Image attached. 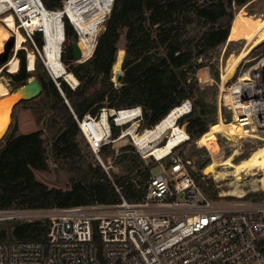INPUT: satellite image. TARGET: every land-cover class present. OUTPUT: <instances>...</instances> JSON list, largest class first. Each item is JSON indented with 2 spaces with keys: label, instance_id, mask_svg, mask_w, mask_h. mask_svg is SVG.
Listing matches in <instances>:
<instances>
[{
  "label": "trees",
  "instance_id": "obj_1",
  "mask_svg": "<svg viewBox=\"0 0 264 264\" xmlns=\"http://www.w3.org/2000/svg\"><path fill=\"white\" fill-rule=\"evenodd\" d=\"M64 1L43 0L52 10L61 9ZM252 1L114 0L105 26L98 35L93 57L72 67L80 80V86L72 89L62 80V89L73 111L83 117L88 112L96 114L105 106L124 108L142 105L144 108L147 104L143 101L144 94L182 82L184 87L175 94L163 93L164 103L157 110L145 112V121L147 118L148 125L155 127L171 109L182 105L184 100L178 103L176 98L187 97L193 101L192 111L179 117L177 125L187 122L190 138L198 140L217 119L212 117L214 103L212 109L205 108L204 89H201L194 74L201 59H206L212 51L227 42L236 13ZM64 21L67 41L77 40L72 23L68 18ZM123 32L126 35L125 50L118 46ZM35 40L39 47L43 46L44 40L40 33H36ZM22 46L23 42L18 50ZM18 55L21 61L19 70L17 58L5 66L12 71L7 75L16 92L32 76L27 70L26 52L21 49ZM63 60L68 62L65 53ZM120 61L124 71L121 78L123 87L117 88L112 80L113 66ZM28 66L30 70L35 68L32 51L28 54ZM40 68L43 67L38 64L36 70ZM36 76L43 87L44 110L51 116L48 123L49 130L54 133L51 159L56 165L77 168L82 179L72 177L68 189L50 187L38 180L35 171H48L50 168L45 130L19 133L15 124L0 140V209H51L92 202L118 203L122 197L115 184L121 187L128 200L142 198L143 193L138 184L144 183L153 174L152 167L156 161L142 159L132 145L123 146L117 158L128 173L115 175L112 179L99 163L90 161L82 152L78 139L81 130L54 80L46 73ZM185 90L186 96H182ZM220 112L221 108L218 107V116ZM114 134H117V128ZM165 142L161 141L160 144ZM87 145L91 150L88 142ZM111 146L105 145L101 153L107 152ZM200 164L205 167L209 161L204 160ZM258 198H264V193L254 194L253 199ZM46 238L47 223L42 221L15 220L9 221L7 228L0 227V242ZM262 249L264 251V242Z\"/></svg>",
  "mask_w": 264,
  "mask_h": 264
},
{
  "label": "built area",
  "instance_id": "obj_2",
  "mask_svg": "<svg viewBox=\"0 0 264 264\" xmlns=\"http://www.w3.org/2000/svg\"><path fill=\"white\" fill-rule=\"evenodd\" d=\"M3 2L10 1L2 0L0 4ZM2 10L0 21L5 23V15L11 14L18 29L25 35L23 44L29 39L34 41L36 33L42 35L43 46L35 45L32 49L35 63L38 58L42 60L66 98L61 85L64 76L58 65L50 62L46 52L47 26L41 20L44 13H54L55 10L49 9L43 0H12ZM69 21L72 23L71 19ZM62 24L58 59L75 75L72 67L93 57L98 36L93 51L83 59L81 36L72 23L81 57L66 62L63 60L67 42L64 20ZM22 48L28 50L27 46ZM14 56H18L16 47ZM27 68L34 70H30L28 65ZM251 76L256 77L252 73ZM66 82L72 89L80 86L79 79L76 84ZM252 82L257 84L255 79ZM66 101L71 107L67 98ZM186 102L190 105V112L192 104L189 100L183 103ZM260 110H264V106ZM122 112H127L126 118H121ZM73 113L82 134L100 161L101 149L127 133L130 143L144 158L150 156L157 161L170 158L169 165L138 184L143 193L138 200H128L121 187L115 184L122 197L118 203L92 202L48 209L47 238L0 242V264H264V198L244 200L246 195L238 197L241 201L235 203L213 200L190 173L189 161L174 153L176 147L163 157L150 154L131 133L146 131H141L145 121L142 105L124 108L105 106L98 113L88 112L83 117ZM123 119L128 121L123 123ZM260 120L264 118L259 117ZM115 128L121 129L117 136ZM23 210L28 209H0V220L15 221L27 217Z\"/></svg>",
  "mask_w": 264,
  "mask_h": 264
},
{
  "label": "rangeland",
  "instance_id": "obj_3",
  "mask_svg": "<svg viewBox=\"0 0 264 264\" xmlns=\"http://www.w3.org/2000/svg\"><path fill=\"white\" fill-rule=\"evenodd\" d=\"M240 13L243 14L244 16H249L252 18H257V19L261 18V16L264 15V0H253L247 7H243L242 9H240L236 13L235 17L237 16V14H240ZM109 14L110 12L108 13L107 17L109 16ZM5 16H7L4 19L5 23H2V21H0V26L3 29L5 28L4 32L7 37L9 35L12 36L14 39H16V37H20L21 39L20 43L19 44L15 43V45L19 48V46H21V43L25 41V37L23 33L17 28V25L15 24V21H14V17L9 13H7ZM107 17L105 18L104 22L100 25L97 36L100 34L101 30L104 28ZM12 31H14V33ZM125 37H126L125 32H123L119 40V43H118L119 48H124V50H125V44H126ZM15 45H12L11 42H9V47L7 48L5 52V56L2 59H0V70H1L0 78L8 85V87L11 90H13L12 80L7 75V73H10L12 71H10L9 68H5V66L7 65L6 63L9 61V59L14 54ZM35 45H37L35 36H34V41H31L29 39L26 43L23 44V47L27 46L28 48V50H25L24 48H22L26 52V59H27L26 65H28V53L29 51H32V49L35 48ZM246 46H247V41L244 38L242 31L240 30L239 23L236 21V18H234L233 23H232L231 34L227 42L224 45L212 51L209 57H207L206 59H201L200 65L198 66L194 74L198 83L201 85V89H204L203 94H204V97L206 98V101H205L206 103L205 102L203 103L207 105L205 108L212 109L214 107V106L212 107V103H214L215 105L214 113L212 114V117L215 120L216 119L217 120L218 119H221V120L222 119L223 120L233 119L234 111L230 107L231 94L228 91H225V90L222 91V80H223L222 75L223 73H227L228 69L231 66V62L233 61V59L237 55H239L242 52V50L246 48ZM120 63L122 64L121 61ZM38 64H41L43 68H40L37 71L36 68ZM203 66L207 67L210 77H203L200 74L201 69H202L201 67ZM199 68L201 69L199 70ZM249 71H251V73L256 76V77L252 76L253 79H255V82H257L260 87L264 88V42L254 47L249 53V55L246 57V59L244 58L239 64L235 66V71L233 72L231 77L228 78V82L225 85L226 89L230 85H232L239 78L241 74L245 72H249ZM29 72L32 73V76H36V74L46 73L49 77H51L44 63L42 62L40 58L36 60L34 70L29 71ZM112 80L114 81V84L116 86L114 72H113ZM190 80L191 78L188 81ZM64 81L66 82V80ZM66 83L68 84V82ZM259 86L257 88H259ZM182 87H184L182 82L181 84L179 82V84H176V85L168 84L164 87H159L155 90L149 91L146 94H144L143 101L147 103L146 105H144L145 106L144 108L146 110L145 112L150 113V110L152 111V110H157L158 107L160 108V106L164 103V100L162 99L163 93L166 92L169 94H175ZM21 89L22 88L20 86L18 89V92H20ZM18 92L13 91V94H16ZM182 96H186V90H185V94ZM176 100L178 101V103L182 102L183 100L184 101L189 100L193 108L192 99H187V97H179V98H176ZM43 103H44L43 94H41L39 97L35 99L21 102V104H19L17 108L13 110L12 115L10 116V123H9L10 127H8L9 130L8 129L7 130L8 132H10L13 129L15 124H17L18 126L19 133H30L35 130L44 129L45 130V140H46V143L49 149L50 168L48 171L36 170L35 171L36 177L38 180L46 183L50 187H59L62 189H68L70 188V185H71V178L72 177L81 178L82 174H80V171L75 167H68L62 164L56 165L53 163V160L51 159V149H52V141H53L54 133L50 131L48 128V123H49L51 116L49 113H47V111L44 110ZM148 107L149 109H147ZM218 107L221 108V112L219 113V116L217 115ZM192 108H191V111H192ZM259 117L261 119L264 118V110L259 111L258 117H257L258 121H259ZM179 124L185 128L186 133L184 134L178 133L177 127H179V125H177L176 128L171 129L170 134L168 133L169 135V136L167 135L168 138L167 136H163L162 138L158 139L156 143L160 144L161 141L163 143V141L166 140L167 138L165 143L172 142V144H174L176 139H180L181 142L177 144L178 147H176V149L174 150V153L181 155L185 160L189 161L188 167H189L190 173L195 177V179L197 180L201 188L204 190V192L209 196V198L213 200H217V201H224L227 203H230V202L235 203V202L241 201V199L238 198L237 196L222 195L221 194L223 192L222 190L224 188L225 189L228 188L226 183L229 180L218 178L216 177V174L214 173H206L205 168L213 161V159H217L219 161L223 160L228 154H231L235 150L239 151L237 155L235 156L236 161H238L239 159L243 157H246L248 154H250L253 151V149L258 147L260 144L264 143V138H262L264 137V131H263L264 127H259L257 136L255 137L246 136V137L239 138L237 140H231L227 138L226 136L218 133L217 140H218L219 148L217 150H212L210 147L201 146L198 143V140H192L190 138L189 140L185 141L188 138V134H189L188 129H187L188 123L184 122V123H179ZM150 127H153V126L148 125L147 118H146V121H144V123L142 124L141 131H145L146 128H150ZM120 131L121 129H117V134ZM117 134L115 136H117ZM78 139L80 141V147L82 149V152L87 155L90 161L96 164L99 163L112 179H114L115 175L120 176V175H126L128 173L127 171L124 170L123 164L121 162H118L119 159L117 158L118 154L121 153V149L123 146L132 145L128 137L119 139L115 143H111L112 146L108 149L107 152H105L104 154L100 153L101 161L99 160L98 156L89 149L87 145V141L84 138L83 134H81V132H80ZM132 146L134 147V145ZM136 152L139 153L137 150ZM139 155L142 159H148L149 162L151 160H155L154 158L150 156L147 158H144L140 153ZM204 160L209 161V164L206 165L205 167H201L200 163L201 161H204ZM155 161L156 162H154V166L152 167V173L158 174L164 167H167L169 165L170 158L163 159L162 161H157V160ZM218 170L221 172L226 171V169H224L223 167H219ZM82 171L83 170H81V172ZM84 173H86V171H84ZM227 178H233V176L228 175ZM251 178L252 176L247 177L246 178L247 180L244 179V181L249 182ZM246 188L250 189L248 186H246ZM263 190L264 189H261L259 191H252L248 193V195L245 197L244 200L253 199L254 194L264 193ZM258 199H261V198H258ZM23 212L27 213L28 216L21 218L19 221L47 222L46 215H47L48 209H38V210L28 209V210H23ZM8 224H9V220H0L1 229L7 228ZM7 241H9V239Z\"/></svg>",
  "mask_w": 264,
  "mask_h": 264
},
{
  "label": "bare ground",
  "instance_id": "obj_4",
  "mask_svg": "<svg viewBox=\"0 0 264 264\" xmlns=\"http://www.w3.org/2000/svg\"><path fill=\"white\" fill-rule=\"evenodd\" d=\"M9 1L10 2L1 3L0 10L3 9L2 11H4L7 5L9 3L11 4L12 0ZM113 2L114 0H67L64 8L55 10L54 13H44V15L41 17V20L43 19L47 26L46 35L48 45L46 47V52L48 53L50 62L58 65L65 80L72 82L73 84L78 82L77 77L71 71L66 69L65 63L58 59L60 58L59 44L62 42L61 34L63 31V20L65 18L71 19L72 23L79 31L81 36L80 46L83 50V59H85L93 51L95 39L100 25L104 22L105 18L110 12ZM235 18L240 25V30L242 31L244 38L247 41V46L233 59L227 73H223L222 75V91H228L232 97H230V107L234 111L233 119L228 121L218 119L216 122L211 123L209 130L198 139V143L201 146L210 147L212 150H217L219 148L217 140L218 133L231 140H237L246 136L255 137L257 136L259 127H264V121L260 120L259 122L257 120L258 113L264 106V88L261 87L259 89L257 88L259 86L258 83L253 84L251 73L245 72L241 74L239 78L227 89L225 86L228 82V78L231 77L235 71V66L239 64L244 58L246 59L254 47L264 42V15L257 19L244 16L240 13L237 14ZM4 29L2 27L0 28V54H3L4 45L12 37L10 35V37H7L5 35ZM20 40V37H16L15 43L19 44ZM15 47L17 50L19 49L16 45ZM15 58L18 59L19 69L18 56H12L6 64L8 65ZM121 66V63H116L113 67L115 70H118ZM200 74L203 77H210L207 67L202 68ZM25 95L26 94L23 88L20 92L13 94V91L0 78V138L6 133L9 127L10 116L14 110V106L22 98H24ZM189 106L190 105L187 104V102L176 106L171 109L170 112L166 114L157 125H155V127L148 128L141 134H138L134 131L131 133L141 146H145L148 149L150 154L155 153L159 157H163L177 144H179L181 140L176 139L174 144H172V142H168L163 145L157 144L156 142L167 132L170 134L172 128L177 127V120L179 117L189 111ZM126 117L127 112H122L121 118ZM127 121L128 120H124L123 123ZM177 130L178 133H186L185 128L182 126L177 127ZM125 137H127V133L124 134L120 139ZM238 152V150H235L220 161L213 159V161L205 168L206 173H214L218 178L229 180L226 183L228 188H224L222 190V195L244 197L252 191L264 189V143L253 149V151L246 157L236 161L235 156ZM219 167H223L226 169V171H219ZM228 175H232L233 178H227ZM250 176H252V178L249 182L244 181V179ZM246 186H248L250 189L246 188Z\"/></svg>",
  "mask_w": 264,
  "mask_h": 264
},
{
  "label": "water",
  "instance_id": "obj_5",
  "mask_svg": "<svg viewBox=\"0 0 264 264\" xmlns=\"http://www.w3.org/2000/svg\"><path fill=\"white\" fill-rule=\"evenodd\" d=\"M230 30H231V27H230ZM9 42H11V44L14 45L15 39L11 37V39L9 41H7V43L4 45V51H3V54L2 53L0 54V59H2L5 56V52H6L7 48L9 47ZM64 51H65V54H66V57L68 60L78 59L81 57V49L79 47V43L77 42V40H74L72 42H66L64 45ZM116 60H117V57H116ZM113 72H114V76H115L116 87L122 88L123 83L121 82V78L124 75L123 63H122V66L118 70H115L113 67ZM21 88H23L26 95L18 103H20L22 101H28V100L35 99L43 93V87H42L39 79L36 76H31L28 79L27 83L22 85ZM8 130H9V128H8ZM8 130L0 138V140H2L6 136V134L8 133ZM168 133L169 132H167L164 136H167Z\"/></svg>",
  "mask_w": 264,
  "mask_h": 264
},
{
  "label": "crops",
  "instance_id": "obj_6",
  "mask_svg": "<svg viewBox=\"0 0 264 264\" xmlns=\"http://www.w3.org/2000/svg\"><path fill=\"white\" fill-rule=\"evenodd\" d=\"M12 91H13V90H12ZM19 104H21V102H20V103H17V104L15 105L14 110L17 108V106H18Z\"/></svg>",
  "mask_w": 264,
  "mask_h": 264
}]
</instances>
